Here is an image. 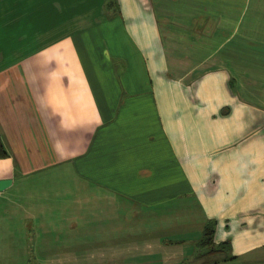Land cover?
<instances>
[{"label": "crops", "instance_id": "crops-1", "mask_svg": "<svg viewBox=\"0 0 264 264\" xmlns=\"http://www.w3.org/2000/svg\"><path fill=\"white\" fill-rule=\"evenodd\" d=\"M205 1L0 0V264H264V16Z\"/></svg>", "mask_w": 264, "mask_h": 264}, {"label": "rangeland", "instance_id": "rangeland-1", "mask_svg": "<svg viewBox=\"0 0 264 264\" xmlns=\"http://www.w3.org/2000/svg\"><path fill=\"white\" fill-rule=\"evenodd\" d=\"M201 1H203V2L200 3L199 6H200V8L203 11V8L205 9V7H206V5H205L206 1L205 0H201ZM176 7H177V10L181 9V5L180 4L176 5ZM208 7L210 8V11H208L209 15L213 16V19L210 22V24L213 25L214 17L216 18L217 16H223V14L225 12V4H224V2L222 0L221 3L219 4V8L217 10H214V11L212 10V8L215 9L214 6L213 7L212 6H208ZM255 7H256V0H238L236 2V4H235L234 8H231V9L227 10L228 16H232V18H234V20L236 19V22L234 24V28L236 29V31L237 30L240 31L242 29V27L247 22L250 21V19H251L250 16H253V15H255V16H264V5L263 4L258 5V12L259 13H256V10L254 11ZM173 8H174V6H173ZM227 23L231 25L230 22H227ZM257 24H258V28H263L261 18H259V21H257ZM223 26L224 25H222V27ZM222 27H221V29H223ZM83 248H84L83 251H82L83 254H87V253L92 254L93 253L92 248L90 246H83ZM227 264H230V263H227Z\"/></svg>", "mask_w": 264, "mask_h": 264}, {"label": "trees", "instance_id": "trees-1", "mask_svg": "<svg viewBox=\"0 0 264 264\" xmlns=\"http://www.w3.org/2000/svg\"><path fill=\"white\" fill-rule=\"evenodd\" d=\"M7 153L0 141V158L6 157ZM215 222L210 221L207 223L204 228H203V236L200 242V245L203 247H208L210 248L209 254L211 255H221L223 256L226 254V256L223 258V260H232L233 258L228 255V251L230 249V244L229 242L222 243L216 247H213V236H214V231H215Z\"/></svg>", "mask_w": 264, "mask_h": 264}]
</instances>
